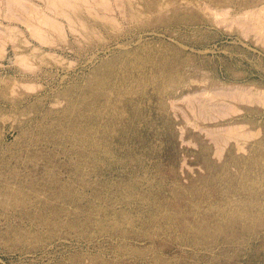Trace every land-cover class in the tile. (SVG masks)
I'll return each instance as SVG.
<instances>
[{"label": "rangeland", "instance_id": "rangeland-1", "mask_svg": "<svg viewBox=\"0 0 264 264\" xmlns=\"http://www.w3.org/2000/svg\"><path fill=\"white\" fill-rule=\"evenodd\" d=\"M107 1L58 31L46 0H0V264H264V209L216 216L264 206L263 21L231 19L264 0ZM239 86L263 102L198 116L205 89ZM228 124L260 135L227 174L236 148L215 157L206 127Z\"/></svg>", "mask_w": 264, "mask_h": 264}, {"label": "bare ground", "instance_id": "bare-ground-1", "mask_svg": "<svg viewBox=\"0 0 264 264\" xmlns=\"http://www.w3.org/2000/svg\"><path fill=\"white\" fill-rule=\"evenodd\" d=\"M47 2H48V11H49V13H53L54 14V17L53 18H48V19H46L45 18V20L44 21H41L42 22V25H47L48 23V25L47 26H50V27H55V29H60L58 26L61 24L59 21H58V18H64V19H67V21H69L68 23H70V22H72L71 21V15H70V13H69V11H72V12H75L76 10H80V9H85L86 10V12L87 13H89V14H93L92 16H94V14H96V11L94 12V10L92 11V8H99L98 10H99V12H100V9H102L103 11H105V13L102 11V13H104V14H106V11H109V13H111L110 12V7H109V5H110V3L108 4V1L107 0H94V2H93V0H92V3H91V0H72V1H70V0H46ZM112 1V0H111ZM117 0H115V2H116ZM119 1H122V0H119ZM124 1H126V0H124ZM148 1V0H147ZM151 1V0H150ZM155 1H157V0H155ZM162 2H163V0H161ZM184 1H186V0H184ZM184 1H183V3H184ZM200 1V0H199ZM212 1V0H211ZM217 1V0H216ZM238 1V0H237ZM236 1V2H237ZM241 1V0H240ZM113 2V1H112ZM149 2V1H148ZM179 2V1H178ZM182 2V1H181ZM192 2V1H191ZM195 2H196V0H195ZM235 2V3H236ZM119 3V2H118ZM121 3V2H120ZM127 3H129L130 4V2L127 0ZM141 3V2H140ZM170 3H171V1H170ZM224 3H227V1H225ZM229 3V2H228ZM245 3V2H244ZM94 4V5H93ZM129 4H127V5H129ZM153 4V3H152ZM157 4V3H156ZM160 4V3H159ZM176 5H177V3H175ZM187 4H188V1H187ZM207 4V3H206ZM212 4V3H211ZM116 5H117V2H116ZM121 5H122V3H121ZM135 5V4H134ZM137 5V4H136ZM160 5H162V4H160ZM173 5V4H172ZM175 5V6H176ZM182 5V4H181ZM205 5V4H204ZM213 5V4H212ZM226 5V4H225ZM232 5V4H231ZM84 6V7H83ZM111 6V5H110ZM124 6V5H123ZM149 6H150V4H149ZM156 6V5H155ZM165 6V5H164ZM187 6H189V5H187ZM191 6V5H190ZM189 6V7H190ZM193 6V5H192ZM199 6V5H198ZM215 6H216V4H215ZM220 6V5H219ZM117 7H118V10L120 11V9H119V7H121V6H119V5H117ZM135 7V6H134ZM139 7V6H138ZM154 7V6H153ZM166 7L167 6H165V9H166ZM195 7V6H194ZM207 7V6H206ZM214 7V6H213ZM237 7V6H236ZM252 7H253V5H252ZM257 7V6H256ZM113 8H114V6H113ZM128 8V7H127ZM136 8V7H135ZM163 8V7H162ZM183 8V7H182ZM188 8V7H187ZM186 8V9H187ZM196 8V7H195ZM112 9V8H111ZM130 9H131V7H130ZM139 9V8H138ZM159 9H160V7H159ZM208 9V8H207ZM216 9V8H215ZM214 9V10H215ZM220 9H221V7H220ZM220 9H218L217 11H215L216 13H214L212 16H214V18H217V19H221L223 22L225 21V19H227L226 18V15L228 14V11H227V9H222L223 11H219ZM253 9V8H252ZM96 10V9H95ZM97 10V11H98ZM135 10V9H134ZM163 10V9H162ZM199 10V9H198ZM212 10V9H211ZM258 10H259V14L260 13H262L260 10L261 9H259V7L258 8H256V9H253V10H249L248 9V12H243V13H241L240 15H238L237 17L235 16L234 18H231L232 19V21H235V22H238V23H242V22H240L239 20H241V18H252V20H256L255 22H257V20L259 21V22H261L262 23V21H263V23H264V20H261V18L259 17V15H258ZM113 11V10H112ZM142 11V10H141ZM153 11V10H152ZM156 11V10H155ZM166 11V10H165ZM171 11V10H170ZM174 11V10H173ZM205 11V10H204ZM123 12V11H122ZM121 12V13H122ZM133 12V11H132ZM108 13V12H107ZM151 13V12H150ZM33 14L35 15H37V17L38 18H36L38 21L39 20H43L44 19V16H45V14H43V13H41V15L43 16V18L41 17V15H40V13L38 14V13H34L33 12ZM33 14H32V18H35V16L33 17ZM112 14V13H111ZM114 14H115V12H114ZM127 14V13H126ZM143 14V13H142ZM149 14V13H148ZM262 14H264V13H262ZM38 15H40V16H38ZM107 15V14H106ZM124 15V14H123ZM130 15V14H129ZM169 15V14H168ZM96 16V15H95ZM128 16V15H127ZM136 16V15H135ZM142 16V15H141ZM144 16V15H143ZM148 16V15H147ZM211 16V17H212ZM261 16V15H260ZM45 17H47V16H45ZM97 17H98V15H97ZM102 17L104 18V19H106V18H108V17H106V16H104V15H102ZM113 17V16H112ZM122 17V16H121ZM160 17V16H159ZM210 17V16H209ZM233 17V16H232ZM264 16H262V18H263ZM135 18V17H134ZM133 18V19H134ZM141 18V17H140ZM208 18V17H207ZM213 18V19H214ZM35 19V20H36ZM115 19V18H114ZM114 19H112V18H108V19H106V20H109L110 22H115L116 23V21H114ZM117 19V18H116ZM115 19V20H116ZM123 19L125 20V18H124V16H123ZM130 20H131V18H129ZM138 19V18H137ZM205 19V18H204ZM202 20V19H201ZM211 20V19H210ZM61 21V20H60ZM135 21V20H134ZM165 21V20H164ZM181 21H183V20H181ZM221 21V22H222ZM231 21V22H232ZM40 22V23H41ZM43 22H45V23H43ZM46 22H48V23H46ZM211 22H212V20H211ZM230 22V23H231ZM237 23V24H238ZM260 23V24H261ZM263 23H262V26L264 27V25H263ZM220 24V23H219ZM232 24V23H231ZM233 24H235V23H233ZM254 24V23H253ZM259 24V25H260ZM239 25V24H238ZM259 25H257V26H259ZM256 26V27H257ZM57 27V28H56ZM255 27V28H256ZM61 28H62V30H63V27H62V25H61ZM261 28V27H260ZM15 28H13V30H14ZM54 29V28H53ZM262 29V28H261ZM10 30V29H9ZM38 30V29H37ZM56 30V31H57ZM264 30V29H263ZM59 31V30H58ZM37 32H39V30L37 31ZM36 32V33H37ZM38 34V36H39V34H40V36L42 35L40 32L39 33H37ZM60 34V33H59ZM165 34V33H164ZM162 56V55H161ZM28 60L27 59H22L21 60V63L23 64V66H24V68H30V64H28L29 63V61L27 62ZM165 64V63H164ZM133 66V65H132ZM149 67H151V66H149ZM158 67V66H157ZM119 68V67H118ZM161 68V67H160ZM151 69V68H150ZM156 69V68H155ZM163 69V68H162ZM132 71V70H131ZM147 71V70H146ZM145 71V72H146ZM156 71V70H155ZM159 73V72H158ZM203 73V72H202ZM156 74V73H155ZM160 74V73H159ZM186 74V73H185ZM131 75H132V73H131ZM157 75V74H156ZM202 75V74H201ZM203 75H205L204 73H203ZM161 76V75H160ZM206 76V75H205ZM137 77V76H136ZM139 77H141V76H139ZM132 79V78H131ZM139 80H140V78H138ZM163 79V78H162ZM181 79V78H180ZM203 79H204V77H203ZM142 80V79H141ZM195 80H196V78H195ZM195 80H194V82H195ZM202 80V79H201ZM209 80V79H208ZM189 81H190V79H189ZM203 81V80H202ZM210 81V80H209ZM140 82V81H139ZM164 82V81H163ZM171 82V81H170ZM187 82V81H186ZM207 82V81H206ZM130 83V82H129ZM150 83H152V81L150 82ZM157 83V82H156ZM139 84V83H138ZM200 84V83H199ZM154 85V84H153ZM193 85V84H192ZM195 85H197V84H195ZM207 85V84H206ZM213 86H214V84H212ZM219 85H221V84H219ZM224 85V84H223ZM117 86V85H116ZM130 86H131V83H130ZM142 86H143V84H142ZM164 86V85H163ZM170 86V85H169ZM242 86V85H241ZM192 87V86H191ZM205 87V86H204ZM215 87V86H214ZM31 88V87H30ZM183 88V87H182ZM181 88V89H182ZM186 88V87H185ZM189 88V87H188ZM206 88V87H205ZM208 88V87H207ZM220 88V87H219ZM122 89V88H121ZM135 89V88H134ZM212 89H213V87H212ZM214 89H216V88H214ZM231 89H232V87H231ZM250 89V88H249ZM127 90V89H126ZM165 90V89H164ZM189 90V89H188ZM193 90V89H192ZM206 90V89H205ZM205 90L203 91L204 93L202 94V92H201V94L202 95H200L199 97H203L204 98V100L203 101H199V103H200V105H199V107H198V116L199 117H201L202 118V120L203 121H207V120H209V121H216L217 119H226L225 117H227V116H229V115H231L232 113L234 114V113H240V109L239 108H241V107H237V104H238V106H239V104H247V105H255V104H261L263 101V97L261 96L262 94H263V92L262 91H258V89H256V91L255 92H253L251 89V92L250 91H247L246 89H244V88H241L240 86L238 87V89L236 88V91H230V89H229V91L228 90H221V92H218V91H216V92H214L213 90H212V92L211 93H209V91H207V92H205ZM255 90V89H254ZM131 91V90H130ZM132 91H134V90H132ZM143 91V90H142ZM198 91V90H197ZM219 91H220V89H219ZM124 92H125V90H124ZM141 92V91H140ZM178 92V91H177ZM184 92H185V90H184ZM190 92V91H189ZM123 93V92H122ZM139 93V92H138ZM143 93V92H142ZM146 93V92H145ZM155 93V92H154ZM191 93V92H190ZM89 94V93H88ZM130 94H131V92L129 93V96H130ZM261 94V95H260ZM115 95V94H114ZM133 95V94H132ZM136 95V94H135ZM264 95V94H263ZM105 96V95H104ZM112 96V95H111ZM134 96V95H133ZM140 96H142V95H140ZM147 96V95H146ZM164 96V95H163ZM262 97V99H261V97ZM115 97V96H114ZM138 97H139V95H138ZM167 97V96H166ZM193 97V96H192ZM102 98H103V96H102ZM110 98V97H109ZM121 98V97H120ZM137 98V97H136ZM154 98V97H153ZM107 99V98H106ZM122 99V98H121ZM151 99V98H150ZM162 99V98H161ZM178 99H180V98H178ZM183 99V98H182ZM185 99H187L188 100V104L189 103H191V101L189 100L190 98H189V96L186 98V96H185ZM197 99V98H196ZM125 100V99H124ZM172 100V99H171ZM174 100V99H173ZM195 100V99H194ZM198 100V99H197ZM202 100V99H201ZM111 101V100H110ZM139 101V100H138ZM175 101V100H174ZM177 102L179 101V100H176ZM106 102V101H105ZM117 102V101H116ZM125 102V101H124ZM135 102V101H134ZM169 102V101H168ZM138 103V102H137ZM141 103V102H140ZM170 103V102H169ZM175 103V102H174ZM174 103H173V101H172V104L174 105ZM193 103V102H192ZM191 103V104H192ZM196 103H197V101H196ZM125 105H127L126 104V102L124 103ZM171 104V103H170ZM236 104V105H235ZM131 105V104H130ZM145 105V104H144ZM149 105V104H148ZM161 105V104H160ZM177 105H179V104H177ZM187 105V104H186ZM195 105V104H194ZM137 106V105H136ZM141 106V105H140ZM146 106V105H145ZM162 106V105H161ZM172 106V105H171ZM176 106V105H175ZM259 106V105H258ZM183 107V106H182ZM191 107H193V106H191ZM194 107H196V106H194ZM245 107V106H244ZM92 108V107H91ZM123 108V107H122ZM129 108V107H128ZM149 108V107H148ZM151 108V107H150ZM161 108V107H160ZM162 108H163V106H162ZM117 109V108H116ZM130 109V108H129ZM142 109V108H141ZM173 109V108H172ZM191 109V108H190ZM246 109V108H245ZM127 110V109H126ZM181 110H182V108H181ZM187 110H188V107H187ZM121 111V110H120ZM129 111V110H128ZM177 111V110H176ZM189 111V110H188ZM191 111L192 112H194V109L192 110L191 109ZM190 111V112H191ZM197 111V110H196ZM113 112H114V109H113ZM122 112V111H121ZM120 112V113H121ZM132 112V111H131ZM164 112V111H163ZM184 112V111H183ZM191 112V113H192ZM242 112V111H241ZM129 113V112H128ZM186 113V112H185ZM133 114V113H132ZM194 114V113H193ZM192 114V116H195V115H193ZM232 114V115H233ZM243 114V113H242ZM242 114H240V115H242ZM122 115V114H121ZM231 115V116H232ZM236 114H234V116H235ZM238 115V114H237ZM239 115V116H240ZM131 116V115H130ZM133 116V115H132ZM187 116V115H186ZM197 116V115H196ZM195 116V117H196ZM126 117V116H125ZM129 117V116H128ZM136 117V116H135ZM166 117V116H165ZM190 117V116H189ZM127 118V117H126ZM130 118V117H129ZM194 118V117H193ZM228 118V117H227ZM171 119V118H170ZM178 119V118H177ZM188 119V118H187ZM198 119V118H197ZM234 119V118H233ZM127 120V119H126ZM135 120V119H134ZM147 120V119H146ZM191 120H192V118H191ZM195 120V119H194ZM193 120V121H194ZM167 121V120H166ZM169 121V120H168ZM172 121V120H171ZM170 121V122H171ZM186 121H188V120H186ZM192 121V122H193ZM220 121V120H219ZM80 122V121H79ZM129 122V121H128ZM134 122V121H133ZM195 122V121H194ZM200 122V121H199ZM216 122H218V121H216ZM223 122H224V120H223ZM124 123V122H123ZM140 123V122H139ZM191 123V122H190ZM189 123V124H190ZM196 123V122H195ZM201 123V122H200ZM210 123V122H209ZM212 123V122H211ZM235 123V122H234ZM125 124V123H124ZM129 124V123H128ZM172 123H170V125H171ZM205 124V123H204ZM206 124H207V122H206ZM226 124V123H225ZM140 125V124H139ZM169 125V124H168ZM217 125V124H216ZM149 126V125H148ZM156 126V125H155ZM197 125H195V127H196ZM233 126V127H232ZM244 126L245 125H243V124H228V125H226L225 127V130L223 129V130H220V129H218V130H211V128H209V130L207 129V127H206V134L208 135V136H210V138L209 139H211L214 143H215V148H216V152H215V157H217L218 159L219 158H222V155H223V153L225 152V149L227 148V146H231V147H233V145H234V147L236 148V151H237V160H233L232 158H231V161L230 162H225L224 161V163L221 165V168H222V171L225 173L226 171H227V174H228V169L232 166V167H234L236 170H238L239 169V165H240V162H239V160H246L245 158H244V156H243V154L246 152V150H245V146H246V144H247V142H249V140L251 139H253V137L255 138V137H259V136H257V135H260V134H258V132H257V135L255 134V132H253L254 133V135L253 134H251V133H249V132H247V130H245L246 128H244ZM198 127V126H197ZM201 127V126H200ZM203 127V126H202ZM222 126H220V128H221ZM224 127V126H223ZM116 128H119V127H116ZM122 128V127H121ZM138 128V127H137ZM213 128H215V127H213ZM154 129V128H153ZM181 129V128H180ZM202 129V128H201ZM248 129V128H247ZM127 130H128V128H127ZM151 130V129H150ZM211 130V131H210ZM119 130H117L116 132H118ZM125 131V130H124ZM201 131H203V130H201ZM259 131V130H258ZM127 132V131H126ZM150 132V131H149ZM156 132V131H155ZM183 132V131H182ZM171 133V132H170ZM84 135V134H83ZM124 135V134H123ZM139 135V134H138ZM182 135V134H181ZM119 136V135H118ZM142 137V136H141ZM148 137V136H147ZM157 137V136H156ZM128 138V137H127ZM161 138V137H160ZM139 139V138H138ZM163 139V138H162ZM134 140V139H133ZM156 140V139H155ZM256 140V139H255ZM118 141V140H117ZM122 140H121V138L119 139V143L121 142ZM150 141V140H149ZM126 142H127V140H126ZM130 142V141H129ZM136 142V141H135ZM159 142V141H158ZM197 142V141H196ZM128 143V142H127ZM126 143V144H127ZM232 143V144H231ZM122 144V143H121ZM152 144V143H151ZM145 145V144H144ZM250 145V144H249ZM130 146V145H129ZM139 146V145H138ZM125 147H126V145H125ZM144 147V146H143ZM83 148V147H82ZM141 148V147H140ZM148 149V148H147ZM160 149V148H159ZM230 152V151H229ZM264 152V151H263ZM82 153V152H81ZM253 153V152H252ZM251 153V154H252ZM163 154V153H162ZM228 155V154H227ZM230 155V157H231V155L232 154H229ZM154 156V155H153ZM229 157V158H230ZM260 158V157H259ZM154 160V159H153ZM151 162V161H150ZM156 162H158V161H156ZM246 162V161H245ZM205 163V162H204ZM214 164V163H213ZM264 166V165H263ZM215 169V168H214ZM244 169V168H243ZM84 171V170H83ZM87 171V170H86ZM240 171V170H239ZM240 173V172H239ZM230 175V174H229ZM231 177H233L232 179L233 180H235V175H230ZM238 176V175H237ZM209 177V176H208ZM154 179V178H153ZM188 179V178H187ZM208 179V178H207ZM226 179V178H225ZM241 179V178H240ZM185 182V181H184ZM189 182V181H188ZM238 182H239V180H238ZM242 182V181H241ZM93 184V183H92ZM147 184V183H146ZM94 185V184H93ZM230 187V186H229ZM172 188H173V186H172ZM173 191V190H172ZM259 191H261V190H259ZM227 192H229V191H227ZM227 192H225V193H227ZM252 192V191H251ZM252 194V193H251ZM254 195H253V202L251 201L249 204H250V207L251 208H253V207H259V208H256V211H254V212H252L251 214H249L248 213V211H246V209H241L242 208V206H241V208H239V207H231L230 208V210H228V211H226V209H218L217 210V217H220L221 219H225V218H229V216H236V214L237 215H239L240 217L239 218H241V217H244L245 215H252V216H254V217H256V219H257V216H260V215H263L262 214V212H261V210H262V208L264 209V206L262 207L261 206V203L260 204H258V201H259V194L258 193H253ZM250 195V194H249ZM251 196V195H250ZM262 197V196H261ZM260 197V198H261ZM245 198V197H244ZM115 199V198H114ZM125 199V198H124ZM226 201H229V200H226ZM247 201V200H246ZM230 202V201H229ZM235 203V202H234ZM243 203V202H242ZM233 204V203H232ZM249 204H247V205H249ZM262 204H264V203H262ZM103 205V204H102ZM230 205H231V203H230ZM240 205V204H239ZM215 207V206H214ZM245 207V206H244ZM195 208V207H194ZM225 208V207H224ZM146 210V209H145ZM191 210V209H190ZM201 210V209H200ZM214 210V209H213ZM190 212V211H189ZM199 212V211H198ZM211 212V211H210ZM250 216H248V217H250ZM253 217V218H254ZM232 218V217H231ZM239 218H236L235 220H237V219H239ZM133 219V218H132ZM230 219V218H229ZM232 219H234V217L232 218ZM245 219V218H244ZM246 219H247V217H246ZM231 220V219H230ZM235 220H233L234 221V224H236L235 223ZM255 219H253V221H254ZM112 221V220H111ZM227 221H228V219H227ZM238 221V220H237ZM240 221V220H239ZM252 221V220H251ZM252 221V222H253ZM258 221V220H257ZM129 222V221H128ZM232 224V223H231ZM121 225V224H120ZM54 226V225H53ZM123 232V231H122ZM124 247V246H123Z\"/></svg>", "mask_w": 264, "mask_h": 264}]
</instances>
